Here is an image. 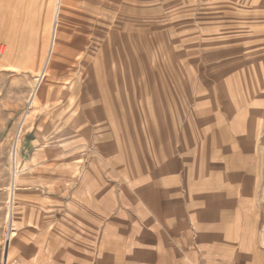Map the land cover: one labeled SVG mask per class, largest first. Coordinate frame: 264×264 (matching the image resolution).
I'll use <instances>...</instances> for the list:
<instances>
[{"label": "rangeland", "instance_id": "1", "mask_svg": "<svg viewBox=\"0 0 264 264\" xmlns=\"http://www.w3.org/2000/svg\"><path fill=\"white\" fill-rule=\"evenodd\" d=\"M55 4L0 0V47L20 49L0 60V264H24L27 241L42 246L17 190L34 146L56 162L82 150L103 168L113 156L118 190L123 161L131 178L172 151L186 161L192 127L215 113L264 114V0H63L59 66L31 107Z\"/></svg>", "mask_w": 264, "mask_h": 264}, {"label": "crops", "instance_id": "2", "mask_svg": "<svg viewBox=\"0 0 264 264\" xmlns=\"http://www.w3.org/2000/svg\"><path fill=\"white\" fill-rule=\"evenodd\" d=\"M192 128L186 161L172 151L134 178L123 161L118 190L113 156L103 168L82 150L56 162L34 146L17 190L43 240L21 261L264 264V114L217 112Z\"/></svg>", "mask_w": 264, "mask_h": 264}, {"label": "bare ground", "instance_id": "3", "mask_svg": "<svg viewBox=\"0 0 264 264\" xmlns=\"http://www.w3.org/2000/svg\"><path fill=\"white\" fill-rule=\"evenodd\" d=\"M63 0H56V4H55V8L53 11V22H52V26H51V30L48 31V36H50V40H49V47L47 52L45 53V58H44V62L42 65V68L40 71H37V80H36V84L34 87V90L30 96L29 102L31 101V107H33V105L37 103V97L40 93L41 87H42V83L45 79L46 76H48L49 72H53L57 66H59L58 64V58L59 54H58V38L63 30V20H64V16H63ZM4 45L0 47V60H6L9 61V59H11V57H13V55H16L17 53L20 52V49L16 48L15 44L13 42H9V41H4L3 42ZM64 46V45H63ZM67 48V47H65ZM75 50V49H74ZM67 56V55H66ZM72 59V58H71ZM42 61V60H41ZM3 65V64H2ZM9 67L11 69H18L17 66H12L11 64L9 65ZM9 69V68H8ZM26 69V68H25ZM30 114V113H29ZM62 134L64 133L63 130ZM19 135H17L18 138ZM18 141L17 140V144H15V153L12 154V160L15 163L14 166V171H13V181L11 182L10 188H11V199L14 202L15 201V187L17 185V182L20 178V174L21 172L18 171L17 168V162H18ZM15 143V142H14ZM13 152V150H12ZM12 162V163H13ZM12 180V179H11ZM14 187V189H13ZM11 201V204H12ZM14 204V203H13ZM12 204V205H13ZM10 212H12L10 210ZM11 218V215L10 217ZM13 218V217H12ZM9 223H12V219L9 220ZM12 238V237H11ZM11 241V240H10ZM9 242H7L8 246H9ZM6 257L8 256V252H6Z\"/></svg>", "mask_w": 264, "mask_h": 264}]
</instances>
